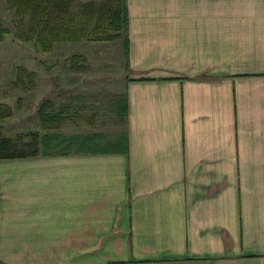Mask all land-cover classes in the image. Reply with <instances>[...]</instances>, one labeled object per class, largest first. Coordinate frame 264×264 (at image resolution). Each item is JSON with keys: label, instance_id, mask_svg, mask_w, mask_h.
Masks as SVG:
<instances>
[{"label": "crops", "instance_id": "crops-1", "mask_svg": "<svg viewBox=\"0 0 264 264\" xmlns=\"http://www.w3.org/2000/svg\"><path fill=\"white\" fill-rule=\"evenodd\" d=\"M123 134L0 160V264H264V0H124Z\"/></svg>", "mask_w": 264, "mask_h": 264}, {"label": "rangeland", "instance_id": "rangeland-1", "mask_svg": "<svg viewBox=\"0 0 264 264\" xmlns=\"http://www.w3.org/2000/svg\"><path fill=\"white\" fill-rule=\"evenodd\" d=\"M102 1L73 0L72 10ZM31 25L28 15L15 17L7 1L0 0V115L7 114L0 118V135L31 142L30 134L37 133L36 154L43 155L100 151L120 139L119 102L129 75L125 36L90 40V25L88 37L76 41L44 46L33 36L16 38L19 31L29 35ZM20 69L33 75L31 82L25 77L18 82ZM41 112L64 119L61 127L41 129Z\"/></svg>", "mask_w": 264, "mask_h": 264}, {"label": "trees", "instance_id": "trees-1", "mask_svg": "<svg viewBox=\"0 0 264 264\" xmlns=\"http://www.w3.org/2000/svg\"><path fill=\"white\" fill-rule=\"evenodd\" d=\"M8 6L13 10L15 17L22 19L28 15L31 19L30 34L22 31L16 33L17 39L28 41L31 36L40 43L50 45L53 42L76 41L87 36L90 25L92 26L89 36L90 40L107 41L125 36L126 13L124 0H103L97 4L89 2L80 4L73 11V0H6ZM114 32L110 36L107 30ZM2 33L6 32L4 30ZM1 39V35H0ZM126 56L128 58V44ZM18 82L25 79L32 81L33 75L27 74L24 70L18 71ZM28 76V77H27ZM122 115L124 99L119 102ZM4 107L0 108V111ZM124 112V114H123ZM9 113V112H8ZM4 116H7L4 115ZM0 115V118H4ZM64 119L53 115L40 113V127L43 130H56L61 127ZM32 141L23 142L22 137L11 139L0 135V160L25 159L36 156L37 133L30 134ZM30 148L31 150H25ZM34 148V149H33Z\"/></svg>", "mask_w": 264, "mask_h": 264}]
</instances>
